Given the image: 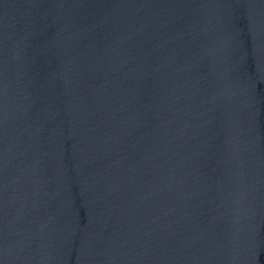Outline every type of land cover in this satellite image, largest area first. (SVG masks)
Instances as JSON below:
<instances>
[{
    "label": "water",
    "instance_id": "1",
    "mask_svg": "<svg viewBox=\"0 0 264 264\" xmlns=\"http://www.w3.org/2000/svg\"><path fill=\"white\" fill-rule=\"evenodd\" d=\"M0 264H264V0H0Z\"/></svg>",
    "mask_w": 264,
    "mask_h": 264
}]
</instances>
